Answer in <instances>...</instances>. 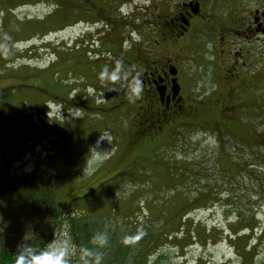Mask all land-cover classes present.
<instances>
[{"label":"rangeland","instance_id":"374dc122","mask_svg":"<svg viewBox=\"0 0 264 264\" xmlns=\"http://www.w3.org/2000/svg\"><path fill=\"white\" fill-rule=\"evenodd\" d=\"M179 1L0 0V251L31 246L56 217L45 244L66 245L67 264H95L81 250L97 246L79 240L81 233L70 236L67 222L78 216L95 224L94 234H108L98 249L102 264H264V34L255 21L262 0L257 7L253 0H215L201 18L212 12L213 27L222 21L234 26L233 38L251 37L242 38L246 47L234 63L244 64V86L232 92L233 81L219 79L217 91L222 68L190 60L185 93L210 108L167 142L133 138L139 102L129 99L127 64L144 55L132 42L138 32L154 37L150 19L173 14ZM253 9L259 13L249 16ZM49 16L53 24L34 28ZM198 20L191 19V30ZM41 97L53 102L49 114ZM69 100L82 105H63L68 116L56 119L57 105ZM31 176L53 190L60 218L54 203L36 208L25 196Z\"/></svg>","mask_w":264,"mask_h":264},{"label":"flooded vegetation","instance_id":"af4514ba","mask_svg":"<svg viewBox=\"0 0 264 264\" xmlns=\"http://www.w3.org/2000/svg\"><path fill=\"white\" fill-rule=\"evenodd\" d=\"M213 1L215 0H180L175 4V7L179 10L175 9L173 14H170V12L165 14L161 13L160 15H163L161 19H150L154 21L152 24L157 30V34L154 37L152 33L149 36L150 38L144 37L141 33L139 34V32L136 33L135 37L137 38L132 44L136 51L140 54L142 53L144 56L135 58L131 61V64H127L129 70V83L132 84V88L136 86L140 87L139 97L136 100L139 102V105L134 109L135 121L134 124L132 123L131 127V130L135 133L133 137L134 140L138 139L139 142L147 139L149 142H155V140L159 138L167 142L172 135H175L177 129L185 131L190 127V123L192 122L189 119L196 118L198 112H206V110L210 108H206L202 102L194 104L191 102V98L189 99L185 93L187 89V78H184L186 75L183 74V71L188 68V66L191 67L189 64L190 60H193L195 64L200 63L198 66L204 69L213 67L217 71L218 67L222 68L224 78L218 77L216 84L217 91L223 89L218 85L219 79H221L222 85H227L230 81H233L230 85L232 87L230 89L232 92L244 86V82L239 75L240 69H243L242 67L244 64L241 65L242 67H239V64L234 63L237 62V60L239 61L237 52L242 51L243 48L246 47L242 38H246L247 40V38L251 37H246L244 32H242L239 38H233L234 26L232 24L230 26L224 25L222 21L219 22L220 24L218 27H213L210 23L213 17L212 12H210V19H208V15L207 18L201 19L203 12L213 4ZM225 1L231 2L230 0ZM262 1L264 3V0ZM252 2L256 7L259 4V2L255 0ZM229 5H232V3ZM255 9L250 10L248 15L251 16L252 11H255ZM255 13L258 14L259 12L255 11ZM193 17L199 19L198 22H200V24H198V27L191 30V28L195 26L191 22ZM257 20L259 21L257 30H260L259 33L264 34V11L261 19L258 16L255 17V21ZM261 20L263 23H261ZM148 22L147 20L144 21L145 24ZM134 26H136V24H134ZM253 30H256V28ZM136 31L140 30L135 29V32ZM194 34L197 35L196 42L191 41V37H193ZM167 37L169 43L163 45L161 41ZM193 45H197V49H194L192 47ZM236 48L237 50L233 51ZM187 49H190V53ZM211 54L214 58H212ZM202 60H207L208 63L202 64ZM235 66H237V68ZM195 68L192 67V70ZM57 71H60V69H57ZM232 71H236L237 76H232ZM36 72L46 73L45 71ZM185 73L192 74L187 70H185ZM50 75L49 73L36 77L44 78ZM20 85L24 86V83ZM24 87L27 88L30 86L25 85ZM95 88L97 87L92 86V89ZM50 93L55 94V92L51 91ZM45 94L49 96L48 92ZM90 95L92 94L88 93V97ZM190 95L194 97L192 93H190ZM102 100H104V98H101L99 101L101 102ZM108 100L110 99L108 98ZM44 101L46 100H43L41 97V105L46 106V108L48 107L47 114H49L52 111V107L50 108L49 103L52 104L53 102L49 99L47 100L48 102ZM224 102L229 105V101L224 100ZM70 104H76L77 106L82 105L72 100L67 101V104H62L60 102V106L58 107L59 104L57 105L59 111L57 110L54 114L56 119L60 120L61 117L67 115L69 111L67 109L65 111L62 106L64 105L66 108L69 106L71 107ZM226 107L227 106H220L223 111L227 109ZM223 114H225V112ZM117 132L121 135L119 127ZM125 139L126 136H123V142ZM128 144L130 147L132 141ZM147 146L150 145L146 144L144 147ZM35 168H38V165H35Z\"/></svg>","mask_w":264,"mask_h":264},{"label":"trees","instance_id":"16d2710c","mask_svg":"<svg viewBox=\"0 0 264 264\" xmlns=\"http://www.w3.org/2000/svg\"><path fill=\"white\" fill-rule=\"evenodd\" d=\"M8 11H10V10H8ZM11 11L13 12L12 7H11ZM49 19H50V16L46 17V21L38 22V24L34 28L35 29L38 28L40 30V29H44V27L47 24H53L54 22L51 23V20H49ZM48 137H50V141H49V143H50L53 140V137H51L50 135ZM50 146H52L51 143L49 144V147ZM55 147L58 148L57 146H55ZM51 148L55 149L54 147H51ZM164 149H165V147H160V149L158 151L163 152ZM52 163H53V160L51 159V157H47L46 167H50ZM26 179L30 180V183L26 186L30 189L27 190V192L25 193V196L29 200L31 199V202H33V204L35 206H37L36 208H39L40 206H42L45 203H47V204H53L54 203L55 204V202L52 203V201H53V198H52L53 190L51 191L49 189L50 190L49 191L45 188H41V186H43V182H44V180L42 178L41 179H34V177L31 176L30 178H25V180ZM205 189L206 188H204L203 190L205 191ZM1 190L4 191V188H2ZM37 194L42 195L41 197H43V198H41V197H40L41 199L38 198ZM56 203H57V201H56ZM50 206H52V205H50ZM55 206H56V204H55ZM61 209L56 206V212H58L56 216L58 218H60L59 212H62ZM186 215H183V223H185V220H186L185 217H187ZM71 221L72 222L66 221L67 225L69 227V230L71 232L70 236L75 235L77 233L78 234L81 233L80 237L82 239L78 238L79 240H81L82 242H83V240H86L87 243L91 242L92 237H93L94 233L96 232L95 224L90 223L91 221H89V219H83V218H80L78 216H74V218ZM245 223L247 224V227L249 229H252V227L249 226L250 222L246 221ZM57 225L58 224L56 222V217L54 218L52 224L46 223V225H43L42 230H40V232L36 234L35 239H33V241L30 242L32 249H35L37 251L46 250V247L49 244H45V243L51 241L50 238H52L51 236L54 234L53 232H54V229ZM140 235L142 236L143 234L140 233ZM169 237H171V236H169ZM74 241H76V239ZM17 253L18 252H12V253L7 254L1 250L0 251V264H16Z\"/></svg>","mask_w":264,"mask_h":264},{"label":"clouds","instance_id":"9594fccd","mask_svg":"<svg viewBox=\"0 0 264 264\" xmlns=\"http://www.w3.org/2000/svg\"><path fill=\"white\" fill-rule=\"evenodd\" d=\"M103 79V75H101ZM140 87L136 86L132 89L129 97L130 102H134L135 98L139 97ZM130 237H125L126 243ZM92 243L97 246V249L83 248L82 255L85 257H94L95 264H102L103 255L98 251L109 243V236L104 232H97L92 237ZM67 255V246L49 245V248L43 251L32 249L31 246L22 245L19 248L16 258V264H67L65 256Z\"/></svg>","mask_w":264,"mask_h":264}]
</instances>
